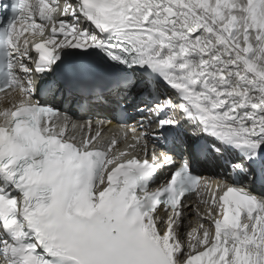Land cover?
I'll return each mask as SVG.
<instances>
[{"label": "snow or ice", "instance_id": "6c2138e0", "mask_svg": "<svg viewBox=\"0 0 264 264\" xmlns=\"http://www.w3.org/2000/svg\"><path fill=\"white\" fill-rule=\"evenodd\" d=\"M0 264H264V0L0 3Z\"/></svg>", "mask_w": 264, "mask_h": 264}, {"label": "bare ground", "instance_id": "6f19581e", "mask_svg": "<svg viewBox=\"0 0 264 264\" xmlns=\"http://www.w3.org/2000/svg\"><path fill=\"white\" fill-rule=\"evenodd\" d=\"M115 136H121L122 132H115ZM206 172H209L207 167H204ZM198 203V200H197ZM203 210L201 206V211ZM199 217L197 215V210H194L193 208L188 210L187 219L185 220V228L186 230H191V228H194L198 225Z\"/></svg>", "mask_w": 264, "mask_h": 264}]
</instances>
